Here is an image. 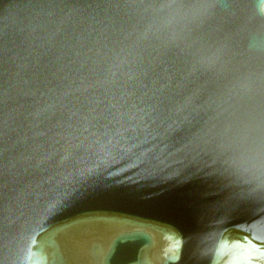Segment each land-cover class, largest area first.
I'll use <instances>...</instances> for the list:
<instances>
[{"label": "water", "instance_id": "obj_1", "mask_svg": "<svg viewBox=\"0 0 264 264\" xmlns=\"http://www.w3.org/2000/svg\"><path fill=\"white\" fill-rule=\"evenodd\" d=\"M0 264H264V0H0Z\"/></svg>", "mask_w": 264, "mask_h": 264}, {"label": "snow or ice", "instance_id": "obj_2", "mask_svg": "<svg viewBox=\"0 0 264 264\" xmlns=\"http://www.w3.org/2000/svg\"><path fill=\"white\" fill-rule=\"evenodd\" d=\"M176 246H178V242H177V245Z\"/></svg>", "mask_w": 264, "mask_h": 264}]
</instances>
